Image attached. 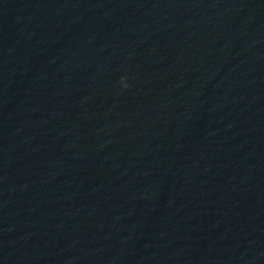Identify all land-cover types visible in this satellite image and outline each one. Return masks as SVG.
Returning a JSON list of instances; mask_svg holds the SVG:
<instances>
[{"label":"water","instance_id":"water-1","mask_svg":"<svg viewBox=\"0 0 264 264\" xmlns=\"http://www.w3.org/2000/svg\"><path fill=\"white\" fill-rule=\"evenodd\" d=\"M0 264H264V0H0Z\"/></svg>","mask_w":264,"mask_h":264},{"label":"clouds","instance_id":"clouds-1","mask_svg":"<svg viewBox=\"0 0 264 264\" xmlns=\"http://www.w3.org/2000/svg\"><path fill=\"white\" fill-rule=\"evenodd\" d=\"M122 79H123V78H122ZM124 86H125V87H128L129 85L125 84Z\"/></svg>","mask_w":264,"mask_h":264}]
</instances>
